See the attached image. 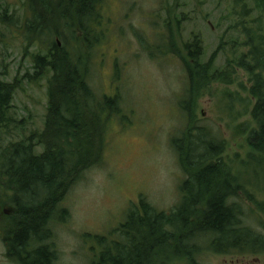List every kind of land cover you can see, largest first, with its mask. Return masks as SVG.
Returning <instances> with one entry per match:
<instances>
[{
  "label": "rangeland",
  "instance_id": "374dc122",
  "mask_svg": "<svg viewBox=\"0 0 264 264\" xmlns=\"http://www.w3.org/2000/svg\"><path fill=\"white\" fill-rule=\"evenodd\" d=\"M24 1L0 0V15L12 12L20 23ZM231 2L100 0L98 32L92 34L96 37L99 33V41L90 37L94 43L91 48L79 43L80 71L98 99L119 98L122 114L107 126L101 164L87 170L59 205L57 216L63 213L64 218L59 217L62 223L57 224L54 238L62 264L96 261L97 237L118 239L117 228L129 209L138 207L140 198L157 212L174 209L180 202L181 184L195 170L184 168L173 140L191 137L197 145L205 132L215 142L224 143L222 158L229 167L230 187L245 186L253 196L248 198L242 191L230 195V200L243 209L244 226L264 237V211L258 207L264 204V158L249 159L245 136L253 124L248 115L241 116L245 105L242 100L252 103L240 86L247 84V76L235 68L230 85L206 81L199 85L189 74L194 65L184 49V44L196 37L202 47L201 62H212L219 69L224 68L226 60L244 52L240 46L232 47V42L240 44L244 37L228 29L233 24L229 17ZM254 14L248 21L257 18ZM16 33V29L0 24V79L8 83L21 80L14 93L12 114L24 121V126L14 137L0 142V154L9 143L43 130L48 104L45 78L34 84L22 80L31 69L34 48L26 52ZM221 44L224 47L219 53ZM186 94L188 105L183 100ZM42 151L38 147L34 154ZM225 179L224 175L220 182ZM3 190L1 207L11 196ZM205 200L196 218L204 210ZM191 243L196 249L190 248V257L183 256L173 238L157 250L150 264H189L191 258L196 264H264V252L217 253L203 237Z\"/></svg>",
  "mask_w": 264,
  "mask_h": 264
},
{
  "label": "trees",
  "instance_id": "16d2710c",
  "mask_svg": "<svg viewBox=\"0 0 264 264\" xmlns=\"http://www.w3.org/2000/svg\"><path fill=\"white\" fill-rule=\"evenodd\" d=\"M98 5L100 0H25L20 23L12 12L4 11L0 15L1 25L17 30V39L26 52L34 48L30 54L31 69L22 80L29 84L42 78L47 80L48 104L43 130L18 143H9L0 154V189L11 193L6 203L13 202L18 211L14 223L19 225V230L13 241H17L20 248L29 236L37 234L46 216L58 215L59 205L80 177L101 164L107 144V126L111 119L122 114L119 98L98 99L80 71L79 43L83 42L87 48L93 46L90 37L98 32ZM229 11L233 24L228 29L244 37L240 44L232 42V47L240 46L245 51L235 55L233 60H226L223 69L215 68L212 62H201L202 47L195 37L184 44L187 58L194 65L189 74L199 85L205 81L230 85L234 83L235 68L247 76V84L240 86L252 103L248 105L242 100L245 105L241 116L248 115L253 126L247 131L245 141L251 152L249 159H262L264 0H232ZM254 13L257 18L248 21L255 17ZM99 35L92 38L99 41ZM223 47V44L219 46V53ZM20 84L18 79L12 83L0 79V142L14 137L24 126V121L16 120L12 114L14 93ZM187 97L186 94L183 99L186 104ZM203 137L197 145L191 137L173 140L184 168L195 170L180 186L179 204L168 213L157 212L140 198L138 207L130 208L117 228L118 239L97 237V260L92 264H150L157 250L173 238L183 256L189 257L190 250L196 249L191 242L197 237L205 238L208 247L217 253L264 252V237L244 226L242 207L230 200V195H237V191L248 198L253 196L245 186L230 187L229 167L222 158L224 143L215 142L206 132ZM182 142L186 143L185 147L181 146ZM38 147L43 151L36 155ZM183 148L185 153H182ZM224 175L226 179L220 182ZM262 187L258 188L264 189V185ZM204 199L205 208L196 218ZM258 207L264 211V204ZM59 215L63 217V213ZM47 257L44 251L38 252L37 264H46ZM189 264L196 262L191 258Z\"/></svg>",
  "mask_w": 264,
  "mask_h": 264
},
{
  "label": "flooded vegetation",
  "instance_id": "af4514ba",
  "mask_svg": "<svg viewBox=\"0 0 264 264\" xmlns=\"http://www.w3.org/2000/svg\"><path fill=\"white\" fill-rule=\"evenodd\" d=\"M17 213L13 202L0 206V264H37L40 251H44L48 256L46 264H62L54 238L57 224L60 226L62 223L60 218L46 216L37 234L29 236L25 245L20 248L17 241H13V236L19 230V225L14 223Z\"/></svg>",
  "mask_w": 264,
  "mask_h": 264
},
{
  "label": "bare ground",
  "instance_id": "6f19581e",
  "mask_svg": "<svg viewBox=\"0 0 264 264\" xmlns=\"http://www.w3.org/2000/svg\"><path fill=\"white\" fill-rule=\"evenodd\" d=\"M200 148V147H199ZM188 170V169H187ZM233 191V190H232ZM234 191H235V189H234Z\"/></svg>",
  "mask_w": 264,
  "mask_h": 264
}]
</instances>
